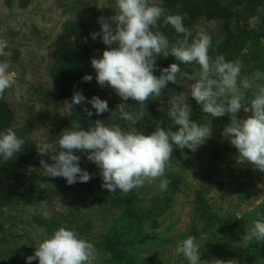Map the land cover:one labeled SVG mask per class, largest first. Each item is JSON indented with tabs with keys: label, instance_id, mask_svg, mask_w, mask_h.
Segmentation results:
<instances>
[{
	"label": "rangeland",
	"instance_id": "374dc122",
	"mask_svg": "<svg viewBox=\"0 0 264 264\" xmlns=\"http://www.w3.org/2000/svg\"><path fill=\"white\" fill-rule=\"evenodd\" d=\"M150 2L162 5L160 0ZM238 10L245 12L246 23L233 18L230 27L240 50L233 61L242 63L243 79L256 71L264 73V8L258 7L253 13L234 8ZM115 11V0H0V39L7 41L5 52L8 53L0 57V61L11 62L10 71L15 72L16 79V84L6 90L0 101H5L14 113L10 128L25 141L17 155L26 159L22 186L10 204L1 200L8 186L0 161V264H28L26 258L34 254L42 233L51 235L62 226L78 231L94 244L100 253L96 264H188L175 251L177 243L188 236H195L201 245L202 264H216V260L225 264H246L250 259L259 261L264 253L253 248L256 239L248 240L244 236L251 227L255 211L264 203V187H260L264 185V172L247 162L240 163L238 150L223 137V129L230 122L229 114L212 118L202 113L200 106L194 108L189 104L195 100L185 84H192L194 80L167 90L163 98H156L157 113L135 125L118 121L117 105L128 104V101H122L114 90L106 97L113 109L103 114L90 109L91 117L74 107L71 112L67 111L64 102L51 101L52 71L57 65L58 53L73 47L81 27L90 25L101 30L98 19L109 18ZM193 29L195 35L203 31L215 39L225 38L220 21L202 19ZM182 93L187 94L190 119L198 124L210 121L212 133L195 152L183 149L181 160L169 162L165 175L180 178L175 193L168 186L161 190L159 180L128 194H121L119 189L111 193L102 187L100 169L87 159L88 153L84 151L73 154L80 157L81 169L91 175L87 183L68 185L62 177L43 174L40 161L43 159L49 164L54 161L49 155H39L37 145L55 142L73 122H79L84 130L96 120H103L106 125H120L124 130L135 127L145 134L159 126L178 130V126L172 125L168 108L169 103L182 98ZM251 96L252 92H248L249 99ZM249 115L251 113L241 109L237 118ZM44 117L45 126L28 130L29 124H36ZM198 192L205 203L204 213L197 211ZM57 197L68 207L66 211H56ZM116 200L123 203L116 204ZM125 206L142 212L140 230L129 225ZM145 235L159 238L143 241ZM113 242L117 243L116 255L124 253V261H118L107 248ZM31 264H39V261L32 260Z\"/></svg>",
	"mask_w": 264,
	"mask_h": 264
},
{
	"label": "clouds",
	"instance_id": "9594fccd",
	"mask_svg": "<svg viewBox=\"0 0 264 264\" xmlns=\"http://www.w3.org/2000/svg\"><path fill=\"white\" fill-rule=\"evenodd\" d=\"M115 3V14L99 18L101 31L92 34V39L101 36L102 42L109 47L101 58H93L91 65L101 87L108 86L122 101L131 99L141 106L131 112L126 110L128 104H118L116 111L120 118L135 125L147 114L146 101L161 97L169 82L182 84L194 80L185 87L190 89V96L200 105L202 113L212 118L230 115L222 135L238 150L239 162H247L264 172V83H260L264 81V73L256 71L241 79L240 61H228L223 55L210 56L211 36L201 31L193 37L183 23L186 13L166 14V9L150 0H115ZM162 17L164 25H171L182 38L172 43L162 32L153 30ZM6 47L7 41L0 39V57L8 55ZM169 55L179 63L161 69L159 76L154 75L156 58ZM182 64L198 65L199 70L195 76L190 75L181 70ZM10 67L9 60L0 61V99L16 84L15 72L10 71ZM92 78L86 75L83 80L90 82ZM248 92H252L250 99ZM186 100L187 94L182 93L179 101L169 103L168 116L172 125L178 126L176 131L159 126L145 134L135 127L124 130L120 125H106L103 120H96L84 130L79 122H73L55 142L37 145L39 155H49L54 161L51 164L43 159L40 161L43 174L62 177L68 185L87 183L91 175L81 169L80 157L73 154L84 151L88 153L87 159L100 169L102 187L111 193L119 189L121 194H128L157 180L159 188L166 190L170 181L165 173L174 149L195 152L212 133L210 121L198 124L190 119L191 108ZM85 102L92 105L96 114L109 111L106 100L94 96L86 101L79 91L73 94L71 103L65 101L63 106L71 112L75 105ZM241 109L251 115L238 119ZM84 112L88 117L93 115L87 107ZM24 144L12 128L0 132V161L13 160ZM67 208L57 197L56 211L63 212ZM42 235L34 254L26 258L28 264L32 260H38L39 264H96L99 259L100 253L94 244L74 229L62 226L51 235ZM244 238L264 241V218L254 220ZM200 249L197 238L188 236L177 243L175 251L188 264H202ZM215 262L225 264L221 260Z\"/></svg>",
	"mask_w": 264,
	"mask_h": 264
},
{
	"label": "trees",
	"instance_id": "16d2710c",
	"mask_svg": "<svg viewBox=\"0 0 264 264\" xmlns=\"http://www.w3.org/2000/svg\"><path fill=\"white\" fill-rule=\"evenodd\" d=\"M162 2L161 7L166 9V14H187L183 23L184 26L191 30L193 37L195 36L194 26L195 24L205 19L207 21H220L223 23L225 38L222 40L212 38V47L209 50V55L215 58L218 55H223L226 60L233 61L238 56L240 50L237 47V38L234 31L231 29V21L233 18L237 19L242 24L246 23L247 16L243 11H234V8L240 7L241 10H249L250 13L255 12L258 7L264 8V0H230L227 3H223L220 0H160ZM164 17L158 22V26L153 29L154 31H160L166 35L170 42L174 43L176 39L182 38V35L175 33L174 28L171 25H164ZM101 30L94 26L85 25L79 30V38L73 47L62 49L57 57V65L52 71L54 79V88L50 92L51 101L55 104H60L65 101L71 103L72 96L75 92L79 91L87 100H91L92 97L96 96L102 100H106V97L112 92V89L108 86L101 87L96 81V72L91 65L93 58H101L103 51L109 46L102 42L101 36H97L94 40L92 39L93 33H98ZM191 42V37H190ZM114 46V45H113ZM172 63H179L176 58L172 55L167 57L158 56L155 64L154 75H161V69L169 67ZM182 71H187L190 75L196 70H199V66L195 64L181 65ZM91 75L93 78L90 82H85L83 77ZM179 84L168 83L167 88L163 91L162 96L165 97L167 90H173L178 87ZM93 87V88H92ZM155 98H150L146 101L144 107L146 108V116L143 120H147L149 116H154L157 113L159 104ZM108 103L109 110L113 109V105ZM192 107L197 108L196 101L189 103ZM87 107L89 110L92 109V105L89 103H82L75 105L76 111L84 112V108ZM141 106L132 101L128 100V111L135 112ZM118 121L124 123L125 121L120 118L118 113ZM14 121V113L5 101H0V132L10 128ZM46 119L40 118L37 123H31L28 125V130L32 131L38 127L45 126ZM60 131V129H58ZM31 146L27 149L30 151ZM30 153V152H29ZM34 159V157H31ZM181 160V150L174 149L173 156L170 162ZM36 160V159H34ZM26 159L23 155H16L13 160L3 162L1 161V172L7 182V191L3 194L1 200L4 204H10L12 202L13 195L21 188L23 183V168ZM166 178L170 181L168 188L175 193L179 189L180 178L177 175L167 174ZM92 196L95 197V193L92 192ZM123 203L120 200H116V204ZM197 211L199 213L205 212V203L203 201L201 193L198 192L196 198ZM125 213L129 218V225L133 226V229L140 230V225L143 220V214L139 211L130 210L129 206H125ZM209 217V215H208ZM264 218V203L255 211L253 221L256 219ZM252 226V224H251ZM156 238L149 235L143 236L142 240L156 241ZM116 242L108 244L107 248L112 252L113 256L118 261H124V253L116 249ZM253 248H259L264 253V241H257L254 243ZM250 251V250H249ZM246 264H264V258L258 260L250 259Z\"/></svg>",
	"mask_w": 264,
	"mask_h": 264
}]
</instances>
